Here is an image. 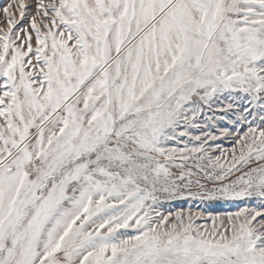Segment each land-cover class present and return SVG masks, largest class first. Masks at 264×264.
I'll return each mask as SVG.
<instances>
[{
    "label": "snow or ice",
    "instance_id": "6c2138e0",
    "mask_svg": "<svg viewBox=\"0 0 264 264\" xmlns=\"http://www.w3.org/2000/svg\"><path fill=\"white\" fill-rule=\"evenodd\" d=\"M0 264H264V0H0Z\"/></svg>",
    "mask_w": 264,
    "mask_h": 264
},
{
    "label": "rangeland",
    "instance_id": "374dc122",
    "mask_svg": "<svg viewBox=\"0 0 264 264\" xmlns=\"http://www.w3.org/2000/svg\"><path fill=\"white\" fill-rule=\"evenodd\" d=\"M225 146L227 145V142H225ZM199 204V202H193L192 207L196 210H200V209H206L208 211H212V212H223V211H235L236 208L233 205H229V204H214L211 206L208 205H199V209H197V205ZM178 206H183V207H187V203H184L183 205H181V202H176L174 205H172L171 207L173 208V210H175L176 207ZM198 223H203V221H198Z\"/></svg>",
    "mask_w": 264,
    "mask_h": 264
}]
</instances>
